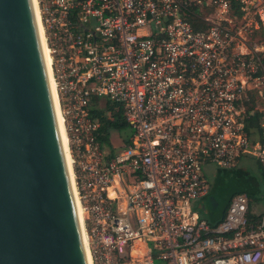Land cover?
<instances>
[{
	"label": "built area",
	"instance_id": "obj_1",
	"mask_svg": "<svg viewBox=\"0 0 264 264\" xmlns=\"http://www.w3.org/2000/svg\"><path fill=\"white\" fill-rule=\"evenodd\" d=\"M92 264H264V212L218 220L203 166L264 169V0H38ZM100 103L131 133L98 139ZM249 211L252 217H250Z\"/></svg>",
	"mask_w": 264,
	"mask_h": 264
},
{
	"label": "water",
	"instance_id": "obj_2",
	"mask_svg": "<svg viewBox=\"0 0 264 264\" xmlns=\"http://www.w3.org/2000/svg\"><path fill=\"white\" fill-rule=\"evenodd\" d=\"M0 264H88L32 0H0Z\"/></svg>",
	"mask_w": 264,
	"mask_h": 264
},
{
	"label": "rangeland",
	"instance_id": "obj_3",
	"mask_svg": "<svg viewBox=\"0 0 264 264\" xmlns=\"http://www.w3.org/2000/svg\"><path fill=\"white\" fill-rule=\"evenodd\" d=\"M101 107L106 110V106L108 104L100 103ZM264 107V104L261 103ZM109 115V112H107ZM131 130L129 127H125L119 130H111L110 132V147L118 148L123 145V142L129 137ZM203 170H205L206 177L211 184V192L210 195L216 193V189L218 188V182H222L223 175H229L233 173L235 179L240 178L243 182H247L250 186H253V198H252V207L254 211L260 212L264 211V169L258 165L253 159L247 157L241 160V162L235 167L231 169H223L218 167L216 164L211 163L203 166ZM220 207H216L214 203L208 201V199H204L201 205L198 208V213L200 217L204 219H211L213 216H218Z\"/></svg>",
	"mask_w": 264,
	"mask_h": 264
},
{
	"label": "bare ground",
	"instance_id": "obj_4",
	"mask_svg": "<svg viewBox=\"0 0 264 264\" xmlns=\"http://www.w3.org/2000/svg\"><path fill=\"white\" fill-rule=\"evenodd\" d=\"M32 5H33V10H34V14H35V19H36V23H37V27H38V31H39V36H40L42 48H43V53H44V57H45L46 65H47L51 94H52L53 101H54L57 123H58L59 131H60V135H61V140H62L64 152H65L66 169H67V172H68V175L70 178V182H71V186H72V192H73L75 206H76V211H77V215H78V219H79V223H80L82 241L84 244L87 262H88V264H92L91 258H90V255H89V252L87 250L86 243H85V231H84V226H83L84 212H83V209L80 205V202H79V199L77 196V192H76L73 165H72L71 154H70V141L68 138L64 117L62 115V109H61L60 104H59V98H58V93L56 90V84H55V81H54V78L52 75V66H51L52 58H51L49 47H48L47 42H46V37L44 34V28H43V25H42V22L40 19L38 0H32Z\"/></svg>",
	"mask_w": 264,
	"mask_h": 264
},
{
	"label": "trees",
	"instance_id": "obj_5",
	"mask_svg": "<svg viewBox=\"0 0 264 264\" xmlns=\"http://www.w3.org/2000/svg\"><path fill=\"white\" fill-rule=\"evenodd\" d=\"M106 110L104 109H98V108H92L91 113L93 117H96L100 121V128L98 130V139L101 143L110 145V132L111 130H119L127 127V124L123 118L122 110L121 108H115V104H109L106 106ZM109 112V115L107 114ZM126 141V140H125ZM125 143V142H123ZM241 193L247 194L249 197L253 198L254 194L250 191V188L243 190ZM232 194L231 196H233ZM231 196L227 200L226 204L221 208L220 214L223 215L227 205L231 199ZM251 211V209H250ZM249 211V216L252 217L251 212Z\"/></svg>",
	"mask_w": 264,
	"mask_h": 264
},
{
	"label": "crops",
	"instance_id": "obj_6",
	"mask_svg": "<svg viewBox=\"0 0 264 264\" xmlns=\"http://www.w3.org/2000/svg\"><path fill=\"white\" fill-rule=\"evenodd\" d=\"M251 211L254 212V213H262V212H264V211H260V212L254 211L252 205H251ZM222 216H223V215H221V214L219 213L218 216H217V215H216V216H213V217L211 218V220H218V219H220Z\"/></svg>",
	"mask_w": 264,
	"mask_h": 264
},
{
	"label": "flooded vegetation",
	"instance_id": "obj_7",
	"mask_svg": "<svg viewBox=\"0 0 264 264\" xmlns=\"http://www.w3.org/2000/svg\"><path fill=\"white\" fill-rule=\"evenodd\" d=\"M212 191V190H211Z\"/></svg>",
	"mask_w": 264,
	"mask_h": 264
}]
</instances>
